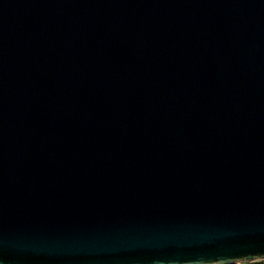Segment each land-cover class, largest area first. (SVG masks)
Returning a JSON list of instances; mask_svg holds the SVG:
<instances>
[{
  "label": "water",
  "instance_id": "obj_1",
  "mask_svg": "<svg viewBox=\"0 0 264 264\" xmlns=\"http://www.w3.org/2000/svg\"><path fill=\"white\" fill-rule=\"evenodd\" d=\"M264 259V0H0V264Z\"/></svg>",
  "mask_w": 264,
  "mask_h": 264
},
{
  "label": "rangeland",
  "instance_id": "obj_2",
  "mask_svg": "<svg viewBox=\"0 0 264 264\" xmlns=\"http://www.w3.org/2000/svg\"><path fill=\"white\" fill-rule=\"evenodd\" d=\"M240 264H259L257 261L242 262Z\"/></svg>",
  "mask_w": 264,
  "mask_h": 264
},
{
  "label": "trees",
  "instance_id": "obj_3",
  "mask_svg": "<svg viewBox=\"0 0 264 264\" xmlns=\"http://www.w3.org/2000/svg\"><path fill=\"white\" fill-rule=\"evenodd\" d=\"M259 264H264L263 260H256ZM236 264H240V263H236Z\"/></svg>",
  "mask_w": 264,
  "mask_h": 264
},
{
  "label": "built area",
  "instance_id": "obj_4",
  "mask_svg": "<svg viewBox=\"0 0 264 264\" xmlns=\"http://www.w3.org/2000/svg\"><path fill=\"white\" fill-rule=\"evenodd\" d=\"M264 261V259H262Z\"/></svg>",
  "mask_w": 264,
  "mask_h": 264
}]
</instances>
